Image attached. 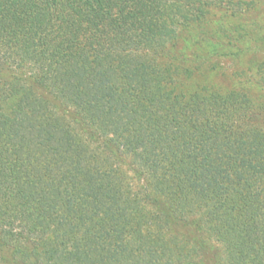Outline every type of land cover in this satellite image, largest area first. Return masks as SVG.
Masks as SVG:
<instances>
[{"label":"trees","instance_id":"trees-1","mask_svg":"<svg viewBox=\"0 0 264 264\" xmlns=\"http://www.w3.org/2000/svg\"><path fill=\"white\" fill-rule=\"evenodd\" d=\"M263 2L0 0V264H264Z\"/></svg>","mask_w":264,"mask_h":264},{"label":"rangeland","instance_id":"rangeland-1","mask_svg":"<svg viewBox=\"0 0 264 264\" xmlns=\"http://www.w3.org/2000/svg\"><path fill=\"white\" fill-rule=\"evenodd\" d=\"M258 6L256 16H260L264 22V2ZM215 18L214 16L210 17L212 20ZM201 55L205 57V61H194L191 64H186L190 66L192 73L189 78L183 80L184 89L193 90L205 85L221 91L230 90L235 82L241 79V70L251 68L250 58L243 59L239 65L222 56L208 57L203 53Z\"/></svg>","mask_w":264,"mask_h":264}]
</instances>
